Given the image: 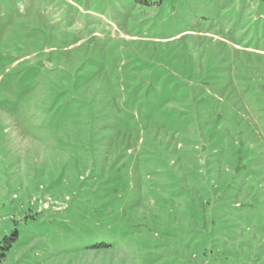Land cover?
I'll list each match as a JSON object with an SVG mask.
<instances>
[{
    "label": "rangeland",
    "instance_id": "obj_1",
    "mask_svg": "<svg viewBox=\"0 0 264 264\" xmlns=\"http://www.w3.org/2000/svg\"><path fill=\"white\" fill-rule=\"evenodd\" d=\"M0 0V264H264V0Z\"/></svg>",
    "mask_w": 264,
    "mask_h": 264
},
{
    "label": "trees",
    "instance_id": "obj_2",
    "mask_svg": "<svg viewBox=\"0 0 264 264\" xmlns=\"http://www.w3.org/2000/svg\"><path fill=\"white\" fill-rule=\"evenodd\" d=\"M137 3L142 5H152V0H135ZM18 239V232L17 230H13V232L5 236L3 240L0 242V263L4 261L7 257V252L12 248L11 246L14 244L15 241Z\"/></svg>",
    "mask_w": 264,
    "mask_h": 264
}]
</instances>
